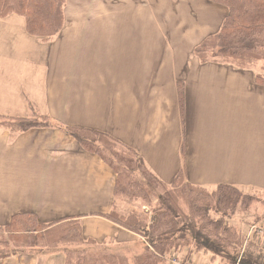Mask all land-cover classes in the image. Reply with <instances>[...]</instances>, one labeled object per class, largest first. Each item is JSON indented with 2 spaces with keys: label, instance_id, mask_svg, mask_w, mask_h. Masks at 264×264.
I'll return each mask as SVG.
<instances>
[{
  "label": "crops",
  "instance_id": "crops-1",
  "mask_svg": "<svg viewBox=\"0 0 264 264\" xmlns=\"http://www.w3.org/2000/svg\"><path fill=\"white\" fill-rule=\"evenodd\" d=\"M164 2L161 19L162 0H65L64 22L46 39L28 34L20 15L0 18V226L19 213L49 228L73 220L88 254L142 251L139 235L105 216L115 199L114 171L68 127L109 134L166 184L181 173L206 188L264 193V181L257 182L264 175V61L247 68L202 62L195 50L219 31L226 8L207 0ZM175 121L180 134L168 130ZM168 141L178 168H160L154 156L156 144ZM259 151L261 166L251 177L227 174L238 157L258 167ZM67 249L36 245L0 264H66Z\"/></svg>",
  "mask_w": 264,
  "mask_h": 264
},
{
  "label": "trees",
  "instance_id": "trees-1",
  "mask_svg": "<svg viewBox=\"0 0 264 264\" xmlns=\"http://www.w3.org/2000/svg\"><path fill=\"white\" fill-rule=\"evenodd\" d=\"M226 8L219 31L195 50L202 62H222L247 68L264 61V0H207ZM65 0H0V18L9 14L23 17L28 34L50 38L63 22ZM183 111L182 82L177 84ZM31 122H20L29 128ZM69 133L89 152L97 154L115 173L114 203L105 216L139 235L143 251L131 258L88 254L78 221L51 224L37 221L31 213H19L0 226V259L36 245H68L66 264H167L172 252L184 260L192 254L224 264H264V239L246 238L228 222L234 213L246 211L252 198L233 185L212 188L185 182L181 173L170 184L154 175L136 152L115 141L109 134L83 127H68ZM250 199H249V198ZM137 202L139 207L133 206ZM124 210V211H123ZM55 228V229H54ZM75 247V248H74ZM193 252V253H192ZM192 253V254H191ZM219 260V261H220ZM203 264V263H201Z\"/></svg>",
  "mask_w": 264,
  "mask_h": 264
},
{
  "label": "rangeland",
  "instance_id": "rangeland-1",
  "mask_svg": "<svg viewBox=\"0 0 264 264\" xmlns=\"http://www.w3.org/2000/svg\"><path fill=\"white\" fill-rule=\"evenodd\" d=\"M75 2V6H84L85 2H89L90 0H73ZM144 3V0H143ZM69 5V1L68 4L66 5V7H68ZM163 6H165V2L164 0H162V5L160 7V12L157 16V18H163L166 15L161 14V12H163ZM170 8L172 11H174V8L170 5ZM145 10H143V13ZM207 15V19L209 18V14L206 13ZM85 16H79V18H83ZM70 17H68L66 15V19H68ZM111 22H118L119 20H117V18L115 16L111 17L110 19ZM161 20L159 19L158 22H160ZM120 22V21H119ZM143 22H149V16H143ZM164 31V30H161ZM210 60V58H209ZM228 67H230V64H228ZM191 113V111H189V114ZM167 114H170V111L167 112ZM172 127L168 128V130L171 133L178 132V134H180L182 132L180 127H177V121H175L174 123H171ZM168 134V135H170ZM175 138V136H174ZM248 140H250V135L248 137ZM169 142V144H168ZM168 142H163V144H156V146L154 147L155 152H154V156L156 157V161L159 162L158 166L160 168H164L166 165L167 166H173V167H179V158L177 157V152H167V148H171L172 147V141H168ZM171 153V154H170ZM249 154H247L248 157ZM258 167H256V165H254L252 168L251 166H249L248 164L251 162V160H247L246 161H242V158L238 157L236 161L233 162V172H231V170L228 171V175L229 173H232L233 175L235 174H239V176H241L240 178H242L243 176H247L249 175L250 177L256 172V170L261 166V161H262V154L259 151L258 152ZM247 159V158H246ZM167 160V163H166ZM224 176H226L225 172H224ZM264 181V175H260L257 179V182L259 184H261ZM247 191H251V190H247ZM251 198L252 201L250 203L249 208L246 211H238L237 213H234L232 218L228 220V222L233 226V228L239 232L240 234H244L245 232L247 233L250 229V227L253 224H257V223H261V221H264V193L262 192H257L256 190H253V192L251 193H247ZM249 198V197H248ZM250 199V198H249ZM141 204L134 202L133 206H137L139 207ZM124 211V210H123ZM65 223V222H64ZM60 227H64L62 224H60ZM55 229V228H54ZM254 237V236H252ZM250 237V238H252ZM249 238V239H250ZM69 247L68 245H60V247ZM144 249V248H143ZM142 249V251H143ZM136 253V252H135ZM193 253V252H192ZM191 253V254H192ZM127 256V255H126ZM133 255L128 256L130 262H131V258ZM189 260H194V259H198V261L200 263L203 264H224L223 261H221L220 259H218L217 257L210 259L209 257L205 256L204 258L201 256H198L197 254H192V256L190 258H188ZM220 260V261H219Z\"/></svg>",
  "mask_w": 264,
  "mask_h": 264
},
{
  "label": "built area",
  "instance_id": "built-area-1",
  "mask_svg": "<svg viewBox=\"0 0 264 264\" xmlns=\"http://www.w3.org/2000/svg\"><path fill=\"white\" fill-rule=\"evenodd\" d=\"M252 236L264 239V221H261V223L253 224L250 227L249 231L247 232V238H250ZM165 261L167 264H201L199 261L194 263L188 260H184V258L177 252H172L171 254H169L166 257ZM236 264H239V262H237Z\"/></svg>",
  "mask_w": 264,
  "mask_h": 264
}]
</instances>
